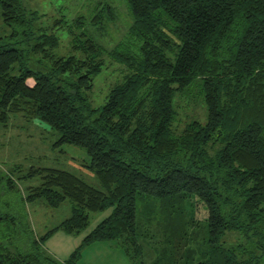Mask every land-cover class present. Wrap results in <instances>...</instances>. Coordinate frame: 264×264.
<instances>
[{
	"label": "trees",
	"instance_id": "1",
	"mask_svg": "<svg viewBox=\"0 0 264 264\" xmlns=\"http://www.w3.org/2000/svg\"><path fill=\"white\" fill-rule=\"evenodd\" d=\"M124 3L127 31L108 47L99 39L120 20L113 1L69 19L0 0L8 40L22 44L0 43V121L57 132L54 145L85 151L100 184L55 167L0 168V264H76L103 241L131 264H264V0ZM111 66L118 75L97 101ZM200 101L205 122L190 113ZM36 176L26 200L72 203L42 236L15 196L17 179ZM190 197L206 217L188 214ZM104 212L69 259L44 250L55 230L80 233Z\"/></svg>",
	"mask_w": 264,
	"mask_h": 264
},
{
	"label": "rangeland",
	"instance_id": "2",
	"mask_svg": "<svg viewBox=\"0 0 264 264\" xmlns=\"http://www.w3.org/2000/svg\"><path fill=\"white\" fill-rule=\"evenodd\" d=\"M28 6L38 10L42 14H48L56 11L59 15H66L69 19H74L80 15H93L94 7L99 1L107 0H25ZM113 1L118 7L120 20L110 28L106 38L99 39L108 47L114 45L122 35L127 31L129 16L124 0ZM12 32V27L3 21L0 9V43L9 42L10 46H21L22 44L14 43V40H8V35ZM63 34L62 32H59ZM3 39V40H1ZM66 39V38H64ZM67 40V39H66ZM65 40V41H66ZM38 57L31 56L32 63L30 67L37 68L38 64L35 59ZM111 66L97 78L93 89L97 101H103L104 95L109 89L111 83L118 75L116 67ZM116 70V71H115ZM16 73H20L19 70ZM197 103V102H196ZM191 115L202 122L207 120V111L203 102L197 103L190 109ZM7 123L0 121V168L12 169L14 164L21 169L20 172L15 170V177L21 173L27 172L30 167H55L71 171L76 175L83 177L89 183L99 186L98 178L95 173L85 166L88 155L85 151L64 145L55 146L54 142L59 137L57 132H52L45 125L38 122L27 121L25 118L17 116ZM71 150H76V153ZM78 150V151H77ZM40 183L38 176L31 178L17 179L16 181V201L22 202L24 206V219L29 222L34 234L42 236L48 230L57 226L62 220L71 214L72 203L65 200L59 207H50L42 201H28L25 199L27 187ZM140 208V206H139ZM201 202L196 197H190L188 203V214L190 216L203 219L206 217V211ZM107 212L95 214L85 230L77 234H70L61 229L55 230L44 239L43 248L46 252L64 261L71 257L72 253L80 247L85 235L96 226ZM148 230L147 228H145ZM153 227L152 230H155ZM111 241L95 242L85 248L82 247L81 255L76 264H131L128 257Z\"/></svg>",
	"mask_w": 264,
	"mask_h": 264
},
{
	"label": "crops",
	"instance_id": "3",
	"mask_svg": "<svg viewBox=\"0 0 264 264\" xmlns=\"http://www.w3.org/2000/svg\"><path fill=\"white\" fill-rule=\"evenodd\" d=\"M74 148V147H73ZM72 152L76 153V150H71ZM78 151V150H77Z\"/></svg>",
	"mask_w": 264,
	"mask_h": 264
}]
</instances>
